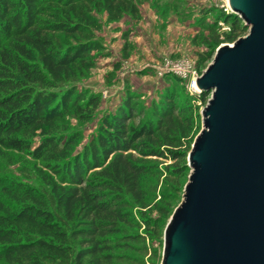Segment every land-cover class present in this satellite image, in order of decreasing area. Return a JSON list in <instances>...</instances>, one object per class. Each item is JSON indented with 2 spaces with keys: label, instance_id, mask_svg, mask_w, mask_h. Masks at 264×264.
Instances as JSON below:
<instances>
[{
  "label": "trees",
  "instance_id": "trees-1",
  "mask_svg": "<svg viewBox=\"0 0 264 264\" xmlns=\"http://www.w3.org/2000/svg\"><path fill=\"white\" fill-rule=\"evenodd\" d=\"M95 13L106 22L139 18L134 0H0V149L40 161L54 176H42L37 186L0 180V264H126L127 250L143 251L141 242L161 239L171 213L163 193L157 214L143 213L142 178L156 167L145 158L170 160L168 176L188 169L192 105L172 89L146 115L137 96L125 94L71 154L79 134L63 133L60 123L67 116L88 120L101 101L76 86L101 49ZM214 17L199 20L195 41L206 46L204 60L216 48L207 42H233L245 29L221 8ZM219 19L228 32H217ZM207 95L192 98L205 103Z\"/></svg>",
  "mask_w": 264,
  "mask_h": 264
},
{
  "label": "water",
  "instance_id": "water-1",
  "mask_svg": "<svg viewBox=\"0 0 264 264\" xmlns=\"http://www.w3.org/2000/svg\"><path fill=\"white\" fill-rule=\"evenodd\" d=\"M246 35L195 79L210 96L186 155L160 264H264V0H227Z\"/></svg>",
  "mask_w": 264,
  "mask_h": 264
},
{
  "label": "rangeland",
  "instance_id": "rangeland-1",
  "mask_svg": "<svg viewBox=\"0 0 264 264\" xmlns=\"http://www.w3.org/2000/svg\"><path fill=\"white\" fill-rule=\"evenodd\" d=\"M134 1L139 10L138 19L124 15L118 21L106 22L104 14H94L101 23V29L96 32L101 49L92 53L95 65L77 81L76 86L81 91L98 93L101 101L88 120L81 121L67 116L60 123L63 133L79 134L71 154L80 151L83 144L94 136L100 117L105 112H113L129 92L137 96V102L146 115L151 105L158 101L161 92L172 89L181 99L188 97V104L192 105V141L202 128L200 112L206 102L192 98L187 84L193 73L200 76L213 54L211 59L204 60L201 54L206 46L199 39H195L201 33L199 20L213 22L214 15L227 5V0ZM208 7L213 11L205 16L200 15L202 9ZM217 26L218 33L229 31V25L221 19L217 20ZM246 33L247 28L242 29L237 38ZM204 35L207 33L204 32ZM231 43L220 40L217 44H206L211 49L212 46L217 48L219 45ZM181 73L185 76L182 77ZM209 96L208 92L207 99ZM145 160L156 162V167L142 178V186L147 193V206L143 213L151 216L157 214L155 206L161 203L159 201L162 193L169 194L172 213L182 200L189 168L177 178L164 173V168L171 164L170 160L152 157ZM42 176L54 178L40 161L33 160L24 153L0 149V180L14 178L37 186ZM140 244L146 249L127 250L130 258L126 264L161 263L162 237L159 241L144 240Z\"/></svg>",
  "mask_w": 264,
  "mask_h": 264
},
{
  "label": "built area",
  "instance_id": "built-area-1",
  "mask_svg": "<svg viewBox=\"0 0 264 264\" xmlns=\"http://www.w3.org/2000/svg\"><path fill=\"white\" fill-rule=\"evenodd\" d=\"M223 10L225 12H230L229 9H228V7H227V5L223 8ZM177 71H180V70L177 69ZM181 71H183V70H181ZM181 75H182V77L185 76V74H183V73H181ZM190 77H191V80L187 84L189 93H191L192 95H199L201 91L195 85V79H196L197 76L193 73V75H190Z\"/></svg>",
  "mask_w": 264,
  "mask_h": 264
}]
</instances>
